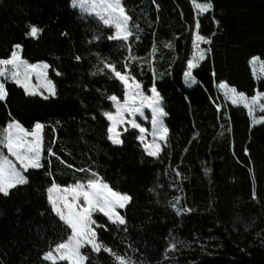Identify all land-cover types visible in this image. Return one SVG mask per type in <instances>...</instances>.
<instances>
[{"label":"trees","instance_id":"1","mask_svg":"<svg viewBox=\"0 0 264 264\" xmlns=\"http://www.w3.org/2000/svg\"><path fill=\"white\" fill-rule=\"evenodd\" d=\"M210 2L212 9L198 14L193 0H123L139 26L124 42L108 39L114 29L71 0H0V58L20 44L25 60L50 66L56 87V95L44 99L5 83L0 129L12 119L29 129L43 123L45 159L44 168L25 173L27 185L0 194V264H51L43 254L70 234L50 212L46 172L62 185L86 183L96 173L132 197L122 211L127 231L99 215L105 227L97 233L136 264H264V120L255 123L217 89L227 83L249 97L264 93V77L256 79L251 66L254 56L264 63V0ZM30 25L42 31L27 35ZM197 31L211 38L201 42L210 51L192 71L196 83L188 85L184 73ZM129 43L138 57L157 48L152 66L132 63L131 74L146 90L154 83L163 97L168 136L158 157L147 154L136 130L123 132L121 145L108 139L102 112L115 109L106 96L122 99L124 89L106 73L92 74L96 54L120 69ZM82 252L86 264H116L103 250Z\"/></svg>","mask_w":264,"mask_h":264},{"label":"snow or ice","instance_id":"2","mask_svg":"<svg viewBox=\"0 0 264 264\" xmlns=\"http://www.w3.org/2000/svg\"><path fill=\"white\" fill-rule=\"evenodd\" d=\"M193 4L201 13L208 12L213 7L210 0L206 3H196V0H193ZM71 5L74 8L79 7L103 25L114 28V35L108 37L110 40L128 42L130 38H133V28L139 27L131 23L132 17L128 14L122 0H71ZM29 27L30 31L27 35L32 37H36L42 31L35 25ZM199 27V21L197 20L195 28L198 30ZM96 38L98 39V37ZM135 38L138 39L139 37ZM198 42L210 44L211 38L199 34L198 31L194 34L192 45L194 55L187 62V70L184 73L186 81L195 82V77L192 75V70L197 67L195 61L205 58L206 50L200 49ZM165 46L171 48L172 44L168 43ZM126 47L128 56L123 61L120 69L117 68L116 62L109 61L107 57L100 58L99 53H97L99 64L95 66L96 72L92 73L93 75L106 73L110 79L119 81L124 89L122 99L116 94L106 96L115 107L114 112H102V115L110 121L107 129L108 139L113 144H123L121 132L118 128L125 123H129L133 129H139L141 133H144L145 129L136 122L134 117L137 114L143 116V109L147 107L151 109L154 138L158 136L159 140L166 144L168 129L163 123V118L167 113L162 106L163 97L154 84L150 89L151 95H145L142 91L141 82L131 74L132 63H142L147 60L151 67L155 61L157 48L154 45L150 56L144 58L133 54L130 43ZM13 48L14 50L11 51L10 56L0 58V101H5L8 97L5 83L9 80L22 87L26 95L39 94L44 99H48L49 95L55 96V84L47 75V69L50 66L48 64H29L21 56L22 46L15 44ZM207 51H210V49ZM75 58L77 60L81 59L80 56ZM257 60H259V57L254 56L251 62L254 63ZM153 72H155L154 68ZM253 72L255 75V69ZM260 72L264 73V64L261 65ZM33 74L40 81L39 89H42L40 91H38L37 85L32 83ZM56 74L60 75L59 72ZM219 87L233 104L243 105L250 116L253 114L254 107L258 106L261 110H264V103H260L264 94L259 91L249 97L245 93L237 92L234 87H230L227 83H220ZM45 92L48 95H45ZM126 117H133V119L126 120ZM261 119H264V117H261ZM44 128L45 125L39 121L35 122L34 126L29 129L19 120L12 119L6 127L0 129V145L7 149L11 157H14V160L9 159L7 155L0 151V194L3 196L7 197L11 190L29 183V177L25 174L29 169L44 168ZM124 131H127V128ZM139 139L143 142L144 136L141 135ZM145 149L147 154L152 157H158L162 150L161 144L155 142V139L152 144H145ZM47 151L51 156L56 155L51 147ZM69 167L71 166L69 165ZM80 171H84V169H80ZM46 175L51 177L50 184L45 189L50 212L54 213L58 220L62 222L65 232L70 230V234L57 242L54 247H50L43 254V260L49 261L51 264H57L59 261H66L67 264H86L89 257L81 249L89 247L91 252L99 253L103 250L110 254L116 264H136L130 257L114 251L99 238L96 229L105 226L98 225L97 220L93 219L94 213H102L111 224L123 225V230L127 231V220L125 216L121 215L119 209H124L131 202L132 197L128 193L114 190L96 173H92L91 178L87 179L86 183L76 182L67 185L57 183L51 172H46ZM177 175H179V172H177ZM172 206L176 207L175 204ZM179 211L177 209V212ZM171 247L175 249L176 244L172 243Z\"/></svg>","mask_w":264,"mask_h":264},{"label":"rangeland","instance_id":"3","mask_svg":"<svg viewBox=\"0 0 264 264\" xmlns=\"http://www.w3.org/2000/svg\"><path fill=\"white\" fill-rule=\"evenodd\" d=\"M122 2H123V0H122ZM73 8H74V7H73ZM194 8H195V6H194ZM75 9H77V10H79V11L85 13V12L82 11L79 7H76ZM195 10H196V12H197L198 14L201 13L197 8H195ZM113 29H114V28H113ZM114 33H115V29H114ZM113 35H114V34H113ZM198 46H199L200 49H204V50H206V51H205V56H206V54H207V48L203 47L201 42H198ZM193 55H194V51H193ZM21 56H22V53H21ZM22 58H23V56H22ZM192 58H193V57H192ZM23 59H24V58H23ZM200 61H201V60H197V61H195V62H196L197 65H198V63H199ZM28 63H29V64H38V65H39V64H47V63H45V62H39V63H30V62H28ZM262 64H264V63H263L260 59L257 60V61H255L254 63L251 62L252 70L255 69V73H256V74H255L254 76H255L256 79H260V78H263V77H264V73H261V72H260V68H261V65H262ZM192 71H193V70H192ZM253 73H254V72H253ZM47 75H48V69H47ZM192 75H193V74H192ZM48 78H49V76H48ZM31 79H32V83H33L34 85H37L38 91L42 90V89H39L40 81L37 79V77H36L35 74L32 75V78H31ZM49 79H50V78H49ZM185 82H186V84H188V85H193V84L196 83V80H195V82L190 81V80H189V81H186V80H185ZM153 84H154V83H153ZM154 85H155V84H154ZM219 85H220V84H219ZM219 85L217 86V89H218V91H219V94L224 98L225 101H227V102H229V103H232L231 100H230L228 97H226V96L224 95L223 90L220 89ZM141 87H142V91L144 92L145 95H151V91H150L151 87L149 88V90H146V89L144 88V86H143L142 83H141ZM259 92H260V91H259ZM260 93H262V92H260ZM262 94H264V93H262ZM37 95H39V94H37ZM45 95H48V93L45 92ZM39 96H41V95H39ZM42 97H43V96H42ZM49 97H50V95H49ZM260 103H264V97L261 98ZM162 106H163V105H162ZM114 109H115V107H114ZM143 113H144L143 116H141L140 114H137V115L134 117V119L136 120V122H137L138 124H140V126H141L142 128L145 129V132H144V133H141V132L139 131V129H133L129 123H125V124H123V125H120L119 128H118V130L121 132V139H122V133L125 132V131H124L125 128H127V130H136V131L139 133V137H140L141 135L144 136V141L142 142V145H143V148H144L145 151H146V149H145V144H152L153 141H154V139H155V142L161 144V149H163V145H164V143L161 142V141L159 140V137H158V136L155 137V138H154V136H153V127H152V123H151V109L145 107V108L143 109ZM252 117H253V120H254V118H255V123L258 124V123L262 122L264 119H261V117H264V110H261L258 106H257V107H254V111H253ZM129 119H133V117H126V120H129ZM10 121H11V120H10ZM109 123H110V121H109ZM163 123H164V125L166 126L165 117L163 118ZM167 136H168V134H167ZM139 140H140V139H139ZM110 141H111V140H110ZM140 141H141V140H140ZM114 145H117V144H114ZM0 151H2L5 155H7V156L9 157V159L14 160V157H11V155L7 152V149L4 150L2 145H0ZM161 151H162V150H161ZM146 152H147V151H146ZM159 154H160V153H159ZM17 166H19V165H17ZM124 209H125V208H124ZM124 209H119L121 215H122V211H123ZM99 215H102V216H103L102 213H94V214H93V219L97 220V216H99ZM106 218H107V217H106ZM97 224L100 225L99 222H98V220H97ZM97 228H98V227H97ZM96 230H97V229H96ZM81 251H82V249H81Z\"/></svg>","mask_w":264,"mask_h":264}]
</instances>
